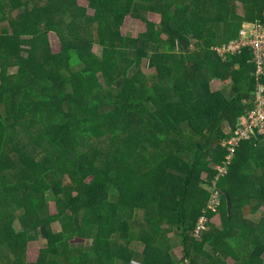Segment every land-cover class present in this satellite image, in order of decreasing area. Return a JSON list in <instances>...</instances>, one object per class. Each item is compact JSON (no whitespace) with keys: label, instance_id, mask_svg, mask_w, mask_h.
<instances>
[{"label":"trees","instance_id":"1","mask_svg":"<svg viewBox=\"0 0 264 264\" xmlns=\"http://www.w3.org/2000/svg\"><path fill=\"white\" fill-rule=\"evenodd\" d=\"M79 1L0 0V264H264V136L221 146L264 77L217 52L264 0Z\"/></svg>","mask_w":264,"mask_h":264},{"label":"built area","instance_id":"2","mask_svg":"<svg viewBox=\"0 0 264 264\" xmlns=\"http://www.w3.org/2000/svg\"><path fill=\"white\" fill-rule=\"evenodd\" d=\"M248 49L255 63L256 75L264 77V25L255 23L248 25L242 30L238 40L230 42L227 46L217 49V52H239ZM253 135L264 136V83H260L255 88V99L252 108L246 112V117L239 121L238 128L233 134L221 143L228 152L227 160L235 154L236 148L241 141L249 140ZM220 175L225 174V167L217 169ZM212 187L209 208L214 209L217 204V193ZM201 222L203 219L200 220ZM199 230V229H198ZM132 264H140L132 262Z\"/></svg>","mask_w":264,"mask_h":264},{"label":"rangeland","instance_id":"3","mask_svg":"<svg viewBox=\"0 0 264 264\" xmlns=\"http://www.w3.org/2000/svg\"><path fill=\"white\" fill-rule=\"evenodd\" d=\"M79 4L81 6H84V7L87 6V3L83 0H80ZM237 12L239 14L243 13L242 7L240 4H238V6H237ZM88 13L91 15L92 11L90 9H88ZM147 18L152 20V21H155V17L151 14L147 15ZM245 28H246V25L243 26V30H245ZM143 31H145V24L140 20L132 19V18H127L124 22L123 27H122V32L124 34H129V35H132L134 37H136L139 33L143 32ZM50 41H51V45L53 47V50L57 51L58 50V42L53 35H50ZM95 51L98 52V49L95 48ZM149 72H152V70L151 69L149 70L147 68L143 70V73H149ZM217 87H218V84H216V81H213L210 83V88L212 91H215V89ZM261 216H259V217H261ZM52 229H53V231L56 232V230H59V226L57 224H53ZM42 242H43V240L41 238H39L38 240L31 241L27 245V261L33 262L36 260L37 255H38V250L42 246ZM86 243L88 245L91 244L90 241H86ZM176 250H177L176 251L177 256L179 257L180 256V252H179L180 249L178 248Z\"/></svg>","mask_w":264,"mask_h":264},{"label":"water","instance_id":"4","mask_svg":"<svg viewBox=\"0 0 264 264\" xmlns=\"http://www.w3.org/2000/svg\"><path fill=\"white\" fill-rule=\"evenodd\" d=\"M227 204H228V207H229V201H228V198H227Z\"/></svg>","mask_w":264,"mask_h":264},{"label":"crops","instance_id":"5","mask_svg":"<svg viewBox=\"0 0 264 264\" xmlns=\"http://www.w3.org/2000/svg\"><path fill=\"white\" fill-rule=\"evenodd\" d=\"M178 248H179V247H178ZM178 248H177V249H178ZM179 252H180V250H179Z\"/></svg>","mask_w":264,"mask_h":264}]
</instances>
